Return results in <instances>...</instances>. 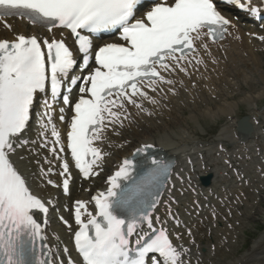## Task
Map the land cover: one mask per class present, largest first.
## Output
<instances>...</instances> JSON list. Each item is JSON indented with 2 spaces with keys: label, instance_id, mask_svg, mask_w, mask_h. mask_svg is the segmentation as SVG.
Segmentation results:
<instances>
[{
  "label": "snow or ice",
  "instance_id": "1",
  "mask_svg": "<svg viewBox=\"0 0 264 264\" xmlns=\"http://www.w3.org/2000/svg\"><path fill=\"white\" fill-rule=\"evenodd\" d=\"M227 2L253 16L261 15L260 6L253 5L252 0ZM140 5L141 0H0V21L5 28L12 30L6 18L18 17L52 34L41 38L17 33L12 40L0 38V264H52L47 258L49 252L45 251L48 244L43 243L44 228L36 217L47 216L53 201L32 191L10 157L17 147L23 148L27 143L24 136L36 97L49 91L50 97L44 100L43 111L37 118L38 135L42 138L39 147L47 148L58 160L61 158L57 147L60 152L65 151L53 120L54 101L66 80L71 85L78 83L71 75L77 60L65 31L74 38L84 69H88L94 42L82 32L96 34L116 29L122 41L105 43L94 51L96 66L80 77V95L75 102L70 95H63V104L72 113L66 150L71 163L88 179L98 174L96 168L105 156L100 145L107 139L109 126H113V131L116 125L122 126L127 105L143 110L142 100L158 103L146 89L163 91L161 85L174 84L166 73L178 70L187 74L184 62L190 65L195 59L197 64L202 63L197 42L206 50L208 45L203 38L213 42L223 39L231 23L217 10L214 0H153L151 8L138 17ZM54 30H59V37ZM257 38L264 41V36ZM65 111L64 107L59 109L61 121L65 120ZM151 147L144 145L134 155ZM44 163L49 166L40 168L41 180L57 187L49 178L54 171L52 160L45 157ZM134 167L131 159H124L108 177L106 192L92 196L96 213H88L87 223L82 220L87 202L75 201L73 217L78 230L73 232L72 239L83 264H145L150 253L158 254L163 264H191L190 259H185L190 253L188 247L174 244L166 229L153 228V214L162 203L161 190L171 166L152 158L149 167L132 177ZM59 168V176L64 178L63 191L68 194L70 162L64 160ZM121 181L131 182L125 187ZM116 189L121 191L117 193ZM167 211L171 216L170 207ZM155 220L159 222L160 218ZM61 221L72 231L67 220L61 217ZM144 223L153 230L152 235L147 239L140 236L132 255L129 237ZM187 235L192 237L191 229ZM177 239L183 237L178 235ZM67 264L76 262L69 258ZM153 264H159V260Z\"/></svg>",
  "mask_w": 264,
  "mask_h": 264
},
{
  "label": "bare ground",
  "instance_id": "2",
  "mask_svg": "<svg viewBox=\"0 0 264 264\" xmlns=\"http://www.w3.org/2000/svg\"><path fill=\"white\" fill-rule=\"evenodd\" d=\"M8 23L12 24V30H5L0 26V38L6 37L7 39L12 40L13 36L16 35L17 33H24V34L34 33V30L26 27L23 22L10 21ZM39 35L43 36V33H39ZM249 44H250V40L248 38H245L244 33H241L240 31L235 30L233 28H230L228 35L226 36V39L220 43L221 47L219 49V56L217 59H214L215 60L214 66L209 64V60L207 59L204 60L202 54L198 52V59H200L203 63L202 64L203 68L201 72L202 75L208 78V81L209 80H211L212 82L217 81V83L220 86L222 85L224 87L227 86L228 89H230V87L234 85H237V82L236 83L234 81L232 83L228 82L229 77L236 76L240 78L242 76L243 79L246 80L247 71H249L248 65H247L248 61L249 63H255L253 56L251 54L249 56L247 53V50L245 49V48H248ZM245 52L247 53V57H243V54ZM248 52L251 53L250 51ZM223 54L225 55V57L223 56ZM240 55H242V58L240 57ZM237 57H240V59H238ZM226 62H228L227 65H226ZM234 62H236L235 67L238 69V71L236 70L237 72L233 73L230 70H226L228 65ZM215 91H216L214 93L215 95L219 94L222 98H224L223 102L227 101V96L223 95V91L221 89H217L216 87ZM175 93H176V96L172 97L171 102L169 101L166 104L167 109H170V111L161 113L162 119L166 118L169 114H170L169 117L171 118L170 122H165V121L162 122V126H161L163 127L162 132L168 131V129L170 128V125H175L179 127L180 121L178 120L179 118H177V114H179L180 111H182V109L180 108L181 107L180 104H184L182 105L184 106V108L200 109V105L198 102L210 103L201 85H199V88L197 89H192L190 85H188L186 88L183 89L182 92L176 90ZM150 96L154 98L153 95H150ZM160 97L163 98L162 95H160ZM190 99L194 101L193 107H189L188 101ZM249 99H250L249 97L245 96L244 102L248 101ZM144 101L145 103L148 102L147 100H144ZM140 102L143 103L142 101ZM151 105H154V104L151 103ZM205 109H207V112H205L206 115H209V116L215 115L217 113H224V112L233 113L234 111L233 110L234 108H232L231 105H226V104H223V106L221 107L218 106V109H216L215 113L212 112V109H209L206 107ZM165 113H167L168 115ZM158 129L160 128L152 127V126H150L147 129L146 128L143 129V132L140 135H137L136 136L137 139L135 141H131L130 145L134 143H136L137 145L144 144V143H150V144L153 143L159 148L160 152L166 154L169 157H173L174 159L178 161V163H181L183 157L186 156L187 153L190 151V150H187L189 149L188 146L190 145V142H191L190 135H188V133L184 131L185 129H182L183 131H180V134L179 136L176 137V139H173L170 136H164V139L159 138L158 140H156L154 138L153 141H151V135H153L154 132L157 131ZM230 129L232 130L231 127ZM223 131H225V128L218 135L219 138H222V139L227 138L225 134H222ZM249 143L250 142H248V144ZM101 147L106 151V153L113 152L114 161H118L121 157L127 155L128 153L127 151H120V150H116L112 148H107L105 144H102ZM240 152L244 154L243 149H241ZM212 159L214 161L218 160L215 157H212ZM21 169H23L22 171L27 170L26 167L24 168L22 166H21ZM234 191L236 192V191H244V190H243V187H241L240 189H235ZM81 197H84V195H81ZM198 230L203 231L202 228H199ZM262 241H264V236L260 239L259 242L256 243L255 247L252 248L251 251H249L245 256L236 260L232 264H238V263L239 264H264V253L261 250H258V246ZM185 244L188 245V247H190L189 242H185ZM205 260H207V258ZM222 264H226V263H222Z\"/></svg>",
  "mask_w": 264,
  "mask_h": 264
},
{
  "label": "rangeland",
  "instance_id": "3",
  "mask_svg": "<svg viewBox=\"0 0 264 264\" xmlns=\"http://www.w3.org/2000/svg\"><path fill=\"white\" fill-rule=\"evenodd\" d=\"M262 62H264V61H262ZM255 63H252V65L256 66ZM248 70H249V66H248ZM259 71L262 72V76L264 77V68L259 69ZM256 77L259 78L258 75H256ZM251 88H253V90H251ZM263 88H264V84L261 81L255 82V81H249L248 80L247 86L242 85V89H244V92H247V93L251 92L250 94L252 97H257L258 96L257 92H260V90H262ZM244 92H242L241 96L244 95ZM238 94H239V91L236 93V96L234 99L235 103H238L240 110L242 112H244L245 114L250 113L249 108L245 105L254 106V104H255L258 108L262 107L264 109V94L262 95V97L255 98L253 102H250L248 104L244 103L242 101V99L238 97ZM217 96L219 97V94ZM201 103L206 104L205 102H201ZM206 108H209V107H206ZM216 109H218V106L215 107V111H216ZM215 111L212 109V112L215 113ZM205 112H207V109H204V113ZM188 117H190V113H189V111H185L184 118L186 119L185 121L188 125H184V126H187L191 129H193V131L195 133L200 135L199 137H202L205 140H208L210 138H211V140H214V137H215L216 133L218 132V130L216 129L218 126H216V127L214 126V121L211 118H209L208 116H205V115H201L200 113H196L193 116L194 118H192V119L190 118V120L188 119ZM178 120L180 121L179 127H181V124L183 123L184 120L183 119L182 120L178 119ZM170 127H178V126L170 125ZM158 128H160L161 130L163 129V127H158ZM157 131H159V129ZM157 131H155V132H157ZM173 131H177V130L174 129V130H172V132ZM184 131L186 133H188L186 130H184ZM163 132H166V131H163ZM252 214L254 217L249 220V223H250L249 225H251V226H248V228L250 229L249 232L251 233V238H252L251 243L255 242L258 238H260L264 234V225H263V223H264V201H262V203L254 211H252ZM250 227H252V228H250ZM244 249H245V252H247L249 249V244ZM245 252L239 253L238 255H231L230 257H226V256H224V257H226V260H233L234 258L238 259L241 256L243 257V254Z\"/></svg>",
  "mask_w": 264,
  "mask_h": 264
}]
</instances>
